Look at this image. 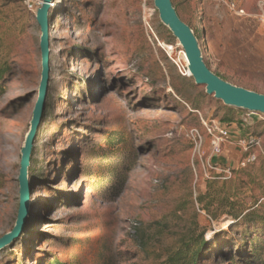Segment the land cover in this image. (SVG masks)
I'll list each match as a JSON object with an SVG mask.
<instances>
[{
    "label": "rangeland",
    "instance_id": "1",
    "mask_svg": "<svg viewBox=\"0 0 264 264\" xmlns=\"http://www.w3.org/2000/svg\"><path fill=\"white\" fill-rule=\"evenodd\" d=\"M39 1L0 0V61L9 67L0 96V236L16 219L19 150L40 81ZM174 1L177 15L198 32L211 70L264 94V10L257 0H233L245 10L241 16L218 0ZM51 4L48 91L28 166V207L23 230L0 249V264H159L198 236L205 240L202 264H264V219L213 218L196 201L208 181L239 183L235 172L245 167L230 142L234 155L217 156L230 174L211 168L204 123L257 135V168L264 161V115L240 108L228 114L180 72H187L183 48L153 0ZM226 115L231 124L221 121ZM243 117L250 124L242 125ZM192 129L202 137L199 151ZM121 140L117 150L109 147ZM116 176H128L126 184ZM261 181L245 201L258 198L264 216ZM250 252L255 261H248Z\"/></svg>",
    "mask_w": 264,
    "mask_h": 264
},
{
    "label": "water",
    "instance_id": "2",
    "mask_svg": "<svg viewBox=\"0 0 264 264\" xmlns=\"http://www.w3.org/2000/svg\"><path fill=\"white\" fill-rule=\"evenodd\" d=\"M52 0H40V6L36 9L35 19L40 29L39 51L41 61L40 81L37 90V98L31 111L28 129L24 135L19 150V205L16 219L11 230L0 236V249L10 243L22 230L24 218L27 212V196L29 193L27 176L33 139L45 107L49 71V17ZM158 11L161 23L166 26L183 48L187 61V74L193 78L196 85L205 88L207 95L222 101L226 106L244 109L250 112H258L264 115V94L242 86L234 85L223 80L213 73L205 64L197 37L192 29L177 15L171 0H153Z\"/></svg>",
    "mask_w": 264,
    "mask_h": 264
},
{
    "label": "trees",
    "instance_id": "3",
    "mask_svg": "<svg viewBox=\"0 0 264 264\" xmlns=\"http://www.w3.org/2000/svg\"><path fill=\"white\" fill-rule=\"evenodd\" d=\"M171 2L175 8V1L171 0ZM49 22H50V18H49ZM186 24L190 28H192L189 23ZM193 31L196 37L198 38L199 36L198 32L195 29H193ZM203 60L206 66L211 70L205 57H203ZM7 71H9V67L6 64V62L0 61V96L2 95L5 88L4 84L6 80H4V78ZM212 72L215 73L220 78H222L223 80L229 82V80L225 76L220 75L216 71H212ZM180 77L182 79H189V77L185 78L184 75ZM237 85L239 86V84ZM224 107L228 114H230L232 110H238L230 106H224ZM232 120H233V116H229V115L223 116V118L221 119V121L228 123H231ZM109 143H110L109 146L110 148L113 147L115 148V150H117L119 145L123 143V140H121L120 142L118 141V143L114 141ZM102 157H106V156L103 155ZM124 168L125 171H127V174L130 173L131 168L129 166L124 165ZM110 173L117 174V172H110ZM235 173L237 175L236 176L237 179H239V183L237 184L232 180L219 182L214 179L212 181H208L206 183L205 192L197 195L196 197L197 203L202 205L201 209L207 212L209 216L213 218H216L221 213H226L233 219H238L239 221H243L244 223L250 222V223L262 224L263 223L262 221L264 219L263 214H261L262 203L258 204L257 203L258 198L256 199L253 198L254 199L253 202L251 204H248V202H246L245 199L246 198L252 199L253 193L251 189L255 186V183H262V181L261 182L259 181L260 179L264 178V161H262L260 165L257 166V168L254 166L253 163L251 164L249 163L244 168L238 169ZM127 178L128 176H116V183L118 182L121 184L122 182L121 186H124L127 182ZM115 186L116 185H114V187ZM204 244H205L204 238L199 236L198 238L192 237L189 241H182L179 244V246L175 250L167 254L165 259L162 260L159 264H202L203 261H205V259L201 258ZM219 257H221V259L223 260L225 259L223 258V256H219ZM257 258H258L257 255L255 257L253 252H250V259H248V261L252 262L255 261ZM228 260L236 263L234 256H230ZM51 264H67V263L53 261Z\"/></svg>",
    "mask_w": 264,
    "mask_h": 264
},
{
    "label": "built area",
    "instance_id": "4",
    "mask_svg": "<svg viewBox=\"0 0 264 264\" xmlns=\"http://www.w3.org/2000/svg\"><path fill=\"white\" fill-rule=\"evenodd\" d=\"M218 2L224 3L232 12H234V14L238 16L245 15V10L237 6V4L233 0H218ZM257 3L260 6L261 10H264V0H257ZM166 48L168 51H172V46H166ZM183 57L185 59L184 53ZM179 70L182 74H187V72L184 70V67L183 69L179 67ZM244 124H250V121H248V117L242 118V125ZM204 126L210 140V146L212 150L211 156H218L222 154L223 146L227 143L232 142L243 153V157L239 162V165L241 167L246 166L249 163H254L257 160L258 151L261 149V140L257 135L251 133L241 135L237 131L236 132L238 134L232 135L231 133H233V126H229L227 124L220 123L215 120L211 121L210 125L204 123ZM190 136L194 141L195 150L199 151L202 145V137L199 131L197 129H192L190 131ZM211 165V168L218 172H223L227 175L230 174L229 168H220L214 164Z\"/></svg>",
    "mask_w": 264,
    "mask_h": 264
},
{
    "label": "crops",
    "instance_id": "5",
    "mask_svg": "<svg viewBox=\"0 0 264 264\" xmlns=\"http://www.w3.org/2000/svg\"><path fill=\"white\" fill-rule=\"evenodd\" d=\"M236 16H238V15H236ZM228 124H231V123H228ZM232 135H234V134H238L236 131H234L233 130V133H231ZM233 147H234V144H232V143H227V144H225L224 146H223V150L225 151V152H227V151H230V152H232V154L234 155V150H233ZM223 151V152H224ZM238 151L240 152V150L238 149ZM222 157H223V155H222ZM212 163L214 164V165H217L218 167H219V164H217V156H212ZM220 168H229L228 166H224V167H220Z\"/></svg>",
    "mask_w": 264,
    "mask_h": 264
},
{
    "label": "bare ground",
    "instance_id": "6",
    "mask_svg": "<svg viewBox=\"0 0 264 264\" xmlns=\"http://www.w3.org/2000/svg\"><path fill=\"white\" fill-rule=\"evenodd\" d=\"M39 4H40V1L38 2ZM52 5V4H51ZM51 9V8H50ZM186 59V58H185ZM184 65H186V64H184Z\"/></svg>",
    "mask_w": 264,
    "mask_h": 264
}]
</instances>
